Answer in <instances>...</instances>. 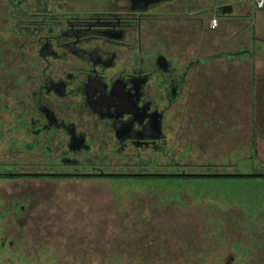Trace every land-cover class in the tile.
<instances>
[{
	"label": "flooded vegetation",
	"instance_id": "obj_1",
	"mask_svg": "<svg viewBox=\"0 0 264 264\" xmlns=\"http://www.w3.org/2000/svg\"><path fill=\"white\" fill-rule=\"evenodd\" d=\"M20 1L13 19L27 24L14 27L21 42L5 49L14 65L4 73L10 89L0 70V96L14 98L21 114L16 123L0 122V146L30 149L41 160L24 165L11 150L12 160L0 162V179L22 178L8 182L11 193L0 186V264H15L12 245L35 240V208L46 193L35 178L54 180L50 190L139 169H177L171 157L164 164L156 155L178 145V120L190 119L194 68L211 60L194 54L195 27L201 42L210 33L212 12L201 0H160L143 9L132 0H107V7L93 0L59 11ZM179 35L186 38L180 47ZM19 58L27 61L22 73Z\"/></svg>",
	"mask_w": 264,
	"mask_h": 264
},
{
	"label": "rangeland",
	"instance_id": "obj_2",
	"mask_svg": "<svg viewBox=\"0 0 264 264\" xmlns=\"http://www.w3.org/2000/svg\"><path fill=\"white\" fill-rule=\"evenodd\" d=\"M21 1L19 6L31 5L34 10L44 2L55 11L61 4L66 8L94 4L93 0ZM15 4L0 0L4 82V73L14 65L7 61L5 49L12 50L11 42H21L14 27L22 30L27 24L13 19ZM194 33V54L201 52L212 61L195 66L190 119L178 120V145L165 155L157 154L158 161L167 164L171 157L179 164L173 172H252L264 166V52L258 53V67L250 62L240 65L231 61L237 55L215 43L214 51L209 45L205 50L209 34L201 42L196 27ZM178 42L180 47L186 38L179 35ZM18 66L22 73L27 61L19 58ZM7 83L3 88L10 89ZM0 101V122L16 123L21 112L14 98L3 93ZM11 150L18 152L13 161L24 165L41 160L30 149L4 145L0 162L12 160ZM21 179L3 178L0 186L11 193L8 182ZM35 181L40 192H46L39 206V194L33 198L38 232L35 240L12 245L18 246L12 257L15 264H264L263 178L97 177L50 190L45 188L54 180Z\"/></svg>",
	"mask_w": 264,
	"mask_h": 264
},
{
	"label": "crops",
	"instance_id": "obj_3",
	"mask_svg": "<svg viewBox=\"0 0 264 264\" xmlns=\"http://www.w3.org/2000/svg\"><path fill=\"white\" fill-rule=\"evenodd\" d=\"M200 7L209 9L212 17L219 19L216 28L209 27L210 50L219 47L237 55L231 60L233 63L250 62V66L258 67V53L264 52V7L258 9L254 0H201ZM214 43L216 48H212Z\"/></svg>",
	"mask_w": 264,
	"mask_h": 264
},
{
	"label": "water",
	"instance_id": "obj_4",
	"mask_svg": "<svg viewBox=\"0 0 264 264\" xmlns=\"http://www.w3.org/2000/svg\"><path fill=\"white\" fill-rule=\"evenodd\" d=\"M160 0H132L133 8H145L152 2ZM115 175H134V176H206V177H234V176H250V177H264V172H223V171H209V172H138L128 174Z\"/></svg>",
	"mask_w": 264,
	"mask_h": 264
},
{
	"label": "trees",
	"instance_id": "obj_5",
	"mask_svg": "<svg viewBox=\"0 0 264 264\" xmlns=\"http://www.w3.org/2000/svg\"><path fill=\"white\" fill-rule=\"evenodd\" d=\"M252 172H264V166L259 165L258 167H255V169ZM139 177L182 178V179H190L192 177H201V179L209 178V177H206V176H181V177L180 176H139ZM217 178H220V177H217ZM222 178H229V179L233 178V179H240V180L246 179V181L256 180L258 178H263L264 179V177H250V176H234V177H222Z\"/></svg>",
	"mask_w": 264,
	"mask_h": 264
},
{
	"label": "built area",
	"instance_id": "obj_6",
	"mask_svg": "<svg viewBox=\"0 0 264 264\" xmlns=\"http://www.w3.org/2000/svg\"><path fill=\"white\" fill-rule=\"evenodd\" d=\"M254 3L258 9L264 7V0H254ZM219 24V19L217 17H212L210 20V27L216 28Z\"/></svg>",
	"mask_w": 264,
	"mask_h": 264
}]
</instances>
